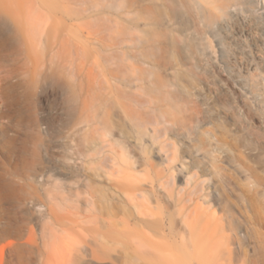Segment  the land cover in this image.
Returning a JSON list of instances; mask_svg holds the SVG:
<instances>
[{"label":"rangeland","instance_id":"374dc122","mask_svg":"<svg viewBox=\"0 0 264 264\" xmlns=\"http://www.w3.org/2000/svg\"><path fill=\"white\" fill-rule=\"evenodd\" d=\"M5 12L31 21L0 46V185L14 187L0 191V264L18 241L1 231L33 223L23 186L41 141L74 186L126 210V235L137 208L161 220L126 237V264H264V0H0ZM124 144L147 189L123 201L107 177Z\"/></svg>","mask_w":264,"mask_h":264},{"label":"bare ground","instance_id":"6f19581e","mask_svg":"<svg viewBox=\"0 0 264 264\" xmlns=\"http://www.w3.org/2000/svg\"><path fill=\"white\" fill-rule=\"evenodd\" d=\"M26 21L31 20L13 12L0 13V32L7 29L10 31L9 35H0L2 49L10 47L17 34L28 36L29 27ZM32 37L38 39L36 34ZM28 46L31 45L28 43ZM55 46L58 47V44ZM2 49L0 47V50ZM58 51L60 52V49ZM5 77L8 78L4 81L9 82L11 77ZM4 85H8L4 87V90L6 88L4 92L7 97H12L10 106L14 109L5 115L13 118L19 113L15 110L18 100L17 96H14L17 84L11 80L9 84ZM4 92L2 91L3 94ZM42 146H47V143L41 141L34 149V165L29 168L23 186L25 194L23 209L29 217H34L33 223L28 221L25 229L7 228L1 231L9 235L2 237L3 240L11 237L18 239L3 246L1 250L3 258L7 253L9 259L6 262L3 259L1 264H23L26 262L22 260L25 249L32 255L26 264H126V237H152L142 231L143 227L150 228V231H153L151 235L158 233L162 227L161 220L137 208V214L134 215L136 228L131 229V233L126 235V223L132 225L126 220V210L118 207L117 212H114V207L101 205L96 196L94 182L86 184L85 190L74 186V175H70L63 167L56 166L49 157V148L41 151ZM122 148L125 151L121 155L122 164L118 171L120 175L114 177L117 174L115 170L117 158H113L111 177H107V180L116 190L113 198H121L124 201L126 190L128 195L144 192L147 184L136 183L134 179L135 176H142L141 173L146 167L140 153L131 151L136 147L124 144ZM77 150L80 156L86 155L83 148ZM13 188V185L9 184L0 185L1 192ZM3 194H0L1 198ZM130 199L134 201L135 196ZM62 208L67 210L59 211ZM155 257H151V260L153 261Z\"/></svg>","mask_w":264,"mask_h":264}]
</instances>
